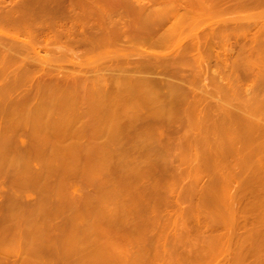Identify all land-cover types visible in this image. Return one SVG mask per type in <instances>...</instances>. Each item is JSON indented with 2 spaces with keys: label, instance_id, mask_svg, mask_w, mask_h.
Wrapping results in <instances>:
<instances>
[{
  "label": "bare ground",
  "instance_id": "1",
  "mask_svg": "<svg viewBox=\"0 0 264 264\" xmlns=\"http://www.w3.org/2000/svg\"><path fill=\"white\" fill-rule=\"evenodd\" d=\"M152 6L155 7L156 12L151 15L152 17L145 19L146 12ZM224 15H233L234 17H227L223 20L224 25L222 27L208 22L213 17ZM251 16L253 17L251 18ZM171 20L174 21L172 25H168L160 33V28ZM250 21H260L261 24L257 26L256 23L254 25ZM253 28H257L254 33H252ZM237 29H241V33L234 35L233 32ZM234 42L239 45L238 52L227 47ZM52 45H58V47L54 48V46L53 49L51 48ZM221 45L227 47H223V54L221 51L215 50ZM168 46L170 50L166 53L147 51L148 47L165 49ZM79 47L83 48L84 53L78 51L84 54L86 58L83 63L78 60L79 54L74 50L75 48L79 49ZM202 50H208L209 53L202 54ZM235 53L237 54L235 55ZM132 56L135 58L134 60ZM64 58L71 59V61L69 60L70 63L68 61L67 63L76 66L77 70H74L73 66L70 67L72 68L71 71L65 65H60L61 63L57 65V62ZM64 60H62L63 63ZM213 61L219 66L218 70L221 71V74L224 72L228 77L232 74L236 76V80L229 81L227 89L221 86L220 82L217 84L218 70L209 73ZM149 71H158L159 79L157 76L156 78H146L144 76L148 75H141ZM241 72L244 79L248 74H251L258 81L253 98L249 99V103L240 106L239 109L242 113L236 109L237 107H231V105L229 108L222 107L227 112V116L224 115L226 121L221 123L222 127L219 128V132L225 134L226 138L215 139L213 142L209 141L210 143L206 141L207 143L204 144L203 138L207 136L203 135V132L209 133L211 130L207 131L206 127L209 122L212 123L216 119H214L215 116L212 117L213 119L206 118V109L209 106H203L202 101L205 97L215 95L224 97L237 95L238 90L232 86H237L236 84L241 82L239 81ZM232 77L234 78L233 75ZM207 78H212L214 88L211 87L213 89L206 90L203 84L201 87H196L199 80ZM262 84L264 85V0H0V101L9 104L8 107L3 106L1 108L16 110V108H25L31 103L43 104L48 103L49 100H55L53 103H59L55 106L59 111L66 113L67 111L81 110L80 116L83 118L87 116L86 118L89 120V113L84 114V108L87 106H75L71 102H75L76 99L71 100L69 94L74 93V96L82 94L84 97L86 95H98L100 98L103 94L110 93L112 95L110 91L112 86L118 93L123 92V95H127L124 103L132 104L133 102L129 98L130 94H137V96L139 94L146 103L154 102L156 103L155 108H162L163 102H167V97L175 98V102L178 104L174 106L184 107V112L189 111L188 120H191L192 124L194 123L193 127L195 126V130H197L194 135L202 133L200 138H197L198 143L193 147L196 154L183 157L189 163L194 164L195 169L180 171L174 168V172H177L175 175H180V177L184 174L192 176L194 184L181 187L176 181H169L168 193L160 194L162 191L159 190L160 193L155 194V196L162 197L161 199L164 200L163 203L165 204L163 207L175 206L186 200V194L190 191L191 199L196 198L194 209L198 214L195 226L193 223L194 229L199 230L203 226H207L210 231H208L207 236L201 232L203 229L200 231L202 235L200 239L192 242L197 251L196 255L192 257V254L190 258V252L183 255L181 248L191 242L184 237L185 233L193 227L188 225L192 221L189 220L188 223L183 221L186 216L185 213L188 212V207H180L177 211L178 216L175 214L177 218H174L173 221L168 216L159 219V216L156 215L155 220L158 223L160 220L163 222L160 228L162 230L158 231L154 237L152 236L150 241L152 244L150 243L145 247L146 256L152 255V260L155 257H160V260L171 262H176L178 259L181 262L195 260L200 264H204V262L214 264L215 261L222 259L223 264H264V118L256 119L257 116H264V93L260 90ZM252 89L245 92L248 93L250 90L252 92ZM129 105L124 108H129L130 111L125 109L124 111H132V107ZM47 106L43 107L44 112ZM218 106L216 110H218ZM211 107L215 108V106ZM32 108L34 107L32 106ZM164 109L166 108H163L162 112L159 111L156 116L157 120L155 119V121L157 123L155 124L158 126L159 124L164 126L173 123H170L172 117L167 116L168 114L164 112ZM213 111L215 112V110ZM46 113H49V110H46ZM34 116L36 117V115ZM151 117L153 118V115ZM136 118L138 117L136 116ZM20 120L13 116L8 118L4 128H2L3 132L1 133L3 135L0 134V145L4 149L0 158L10 160L15 158L14 153L24 151L22 154L19 153V156L22 157L20 158L24 170L19 169L21 166L14 168L11 171L13 174L11 175L13 177L11 178L12 185L0 189V199L3 198V202L5 199L7 204V206H5L6 204L3 205L5 206L4 209L0 208L2 209L0 211V224H6L8 221L10 224H8V232L13 233L9 238L0 239V264H16L14 259L13 262L11 261L12 258H23L26 255L25 259H27V256H31L33 252L37 251L36 248L44 246H50L59 253L77 252V244H73V239L70 236H64L62 232L56 233L55 236L51 234L55 239H51V235H46V233L35 234L34 237L25 236L23 232L26 230L22 228V224L25 223L22 221L26 223L32 221L30 219L33 215L30 214V219L28 217L30 221H25L16 212V206L25 204L23 198H31L32 196L29 191L24 194L19 193L17 188L26 182L20 176L27 169L28 162L33 159L41 161L45 165L42 171L35 173L39 179L42 180L45 177L44 169L58 176L55 182L50 183L45 188L38 187L41 193L40 198L43 199L48 194L63 191L73 183L74 179L82 176V171L73 170L68 162L64 163L57 159L70 155V153L74 155L75 152L83 150L82 142L74 141L66 144V140L68 137L70 139L94 138L100 134L94 129L87 135H84L86 134L85 131L82 132L83 134L75 131L66 132L65 130L48 133L44 129L52 124L48 125L45 123L46 121L32 130H27L24 128L25 126L20 125ZM217 130L218 128H216ZM210 133L213 135L214 132ZM24 135L28 137V140L19 141L21 136L25 137ZM106 144L108 145V143ZM238 144L240 147H237ZM182 145L186 146L187 144L183 143ZM207 150H210V157L206 155L208 154ZM99 151L90 156L103 155L106 157L111 152L110 150L107 153H102L104 150ZM183 158H180L179 163L185 161ZM208 160H211V165H214L210 169L206 168ZM130 165L131 163L125 169L123 166V170L127 172L133 169ZM2 168L1 170H3ZM1 170L0 181L5 178ZM95 170L97 171V169ZM160 176L164 177V175ZM207 178L212 181L210 186H198ZM152 190L154 191V189ZM128 191L131 192V189ZM141 191L143 192V190ZM148 191L150 193V190ZM125 192L127 191L125 190ZM57 196L61 197V194ZM67 196L71 198L68 199ZM113 196H110V199H114ZM63 197H66V200L58 203L68 205V207L71 204L85 202L84 199L83 202H79L71 195ZM32 204V207H39L44 205V202L40 200ZM158 207L154 209L156 214L159 211ZM203 211L208 213V217H201ZM50 217H52L51 214ZM50 217L48 218L47 215V220H55L54 217ZM159 225L161 224H157V226ZM169 227L173 228L171 229L174 230L173 233L167 232ZM219 229L222 230V233L214 232ZM191 232L193 231L191 230ZM4 233L7 234L6 231ZM105 233L103 232V236L107 240L108 248L112 249L114 238L111 237L112 235L109 236L107 232ZM170 242L173 243L172 248L169 245L170 249L164 247L162 252L155 245V243H162L166 246ZM5 247L13 248V250L10 251L7 248V250H3ZM132 261L133 257L125 258L127 264H135Z\"/></svg>",
  "mask_w": 264,
  "mask_h": 264
},
{
  "label": "rangeland",
  "instance_id": "2",
  "mask_svg": "<svg viewBox=\"0 0 264 264\" xmlns=\"http://www.w3.org/2000/svg\"><path fill=\"white\" fill-rule=\"evenodd\" d=\"M154 12H156L155 7L153 8V6H152L150 8V10L146 12L145 19L152 17L151 15H153ZM232 16L231 15H228V16L224 15L221 17H213L208 22L214 23V24L222 27L224 25L222 23L223 20H225L227 17H232ZM252 17L253 16H251V18ZM170 22L165 23V25L163 26L164 28L163 27L160 28V33L162 31H164V29L167 28L168 25L171 26L172 22H174V21L171 20ZM250 22H252V21H250ZM259 22L260 21H257V22L254 21L252 23L254 25L257 24V26H258L259 24H261V22L260 23ZM255 29H257V28H253L252 33H254V31H256ZM233 33H234V35L239 34V33H241V29L234 30ZM236 44L237 43L234 42V43L230 44L231 46L229 45L230 47L229 46H227V47L233 48V50H235L234 52H238L239 45L238 44L236 45ZM56 46L58 47V45H52L51 48H53V47L56 48ZM59 46H61V45H59ZM169 46L167 48L165 47V49L164 48H162V49H159V48L156 49L155 48L154 49V47H148L147 51H149V52L151 51V53L152 52L153 53H158V52L166 53V52H169V50H170ZM170 47H172V46H170ZM223 47L227 48V47L221 45L220 47H216L215 50L221 51V53L223 54V52H224ZM74 50H76L75 52L77 54H79L78 60L81 63H83V61H85L86 58L84 57V54H81V52H79V51H83V48L79 47V49L75 48ZM145 50H146V48H145ZM162 50H163V52H162ZM201 52H202V54L209 53L208 50H202ZM82 53H84V51ZM236 54L237 53H235V55ZM232 58H234V57L232 56ZM64 59H61L60 60L61 62L60 61L57 62V65L59 63H61L60 65H65V67L66 68L68 67L71 71H72V68H74V70H77L76 66L67 63V61L69 62V60L71 61V59H69V58L65 59V60ZM132 59L134 60L135 58L132 56ZM62 60L65 61L64 62L65 64L62 62ZM70 67H72V68H70ZM218 69H219V66L216 64L215 61H213L212 65L210 66L209 73H213L214 70H218ZM85 70H82V71H85ZM210 71H212V72H210ZM218 72H219V74L216 75L217 76L216 77L217 84L220 82L221 86L225 87V89L228 88V85H229L228 83L230 80L233 79V81H234L237 79L234 74H232L234 76V78H233L232 75H229L230 77H228L226 74H224V72L222 73L223 75L221 74V71L218 70ZM145 74L148 76H144ZM242 74L243 73L241 72L240 73V80H239V81H241V82H239L240 85L236 84L237 86H235V85L232 86V88L234 87V89H235V87H236V89L238 90L237 95H231L229 97H224L221 95H219V96L217 95L218 96L217 97L215 95L212 97H205L204 100L202 101L201 104L203 106L206 105V106L210 107V109H209V107H207L208 109H206L207 111H209V112L206 111V114H205L206 118L213 119L215 116L214 119H216V120H213L212 123L209 122L208 126L206 127L207 131H209V130H211V131H209V133H207V134H205L203 132V135L207 136V137L203 138L205 141L202 139V142L204 141L203 142L204 144L207 143L206 141H208V143H210V142L215 141V139L226 138L225 134L219 132V128L221 129L223 121H226L225 119L227 116L226 115L227 112H225V109H222V107L223 108H229L231 105V107L233 106L235 108L237 107L236 109H239L240 106H244L245 103H249V101L253 98V95H254L253 93H254L255 88L258 84V81L251 74H248L244 79L243 78L244 75H242ZM141 75L146 77V78H148V77L149 78H151V77L156 78V76H157L159 79L158 71H156V72L155 71H149V72L142 73ZM152 75H154V76H152ZM218 77L219 78L221 77L223 79L220 78L221 79L220 80ZM222 80H224L225 82ZM213 83L214 82L212 81V78L201 79L196 84V87H201L204 85L203 87L206 90H208V89L211 90L214 88ZM207 85H209V86H207ZM251 88H253L252 92H251V90L248 93L245 92L246 90L251 89ZM260 90H262L264 93V85L263 84L261 85ZM110 91H111L112 95L110 93H107V94H103V96L101 95L102 97H100V98L98 97V95H91L93 97H91L90 95H86L84 97V95H82V94L76 95V96H74L75 95L74 93L69 94L70 96H72V97L69 96V98L71 100L76 99L75 102H71L75 106H77V105L78 106H81V105L87 106V108H84L85 113H84V111H83V113L86 115H87V112L89 113V115H88L89 120L86 118L87 116L84 117L85 119L80 116L79 113L81 112V110H79V111L78 110L67 111L66 113L59 111L55 107L59 103H53V102H55V100H52V101L49 100V102L51 101L50 103L48 102V103H43V104L38 102L37 103L38 105L31 103V105H28L29 107L26 106L25 108H22V109L16 108V110H13L11 108L10 109L1 108L3 106L8 107L9 104H6L4 102L1 103V101H0V121L2 122V120H3V123L0 122V134H2V135H3V133H1V132H3L2 128H4L5 122L8 120V118L13 116L14 118H18V120H20L21 119L20 117H22L23 115L24 116L22 117V120L19 121V123L21 126H23V127L25 126L24 128L27 130H32V129L36 128L38 125H40L46 121L45 123H48V125L52 124L51 126H47L44 129V131L48 132V133H53V132L57 133V132L63 131V130H65L66 132L75 131V132H81V133L85 131L86 134H84V135H87V134H90V131L92 129L100 132V134L98 136H95L94 138L86 137L88 139H86V138H81V139L72 138V139H70L68 137V139L66 140V144H70L74 141H78V142H82V145H83V150H80L79 152H75L76 154L73 155L72 153H70V155H65V156L57 158L61 162H64V163L68 162L69 163L68 165L70 166L71 169L77 170V171H82V176L74 179L73 183L70 184L66 189H64L61 192H57L55 194H48L43 199H41L40 198L41 193L39 192L38 187H40V188L44 187L45 188L50 183L55 182L58 179V176L55 175L54 173H49L46 169H44V176L45 177L42 180L39 179L38 176H36L37 174H35V173H36V171H42L43 167H45V165L43 164V162L35 161L33 159H31L28 162V165L26 167L27 169H25V172L20 176L26 182L22 185L23 187L20 186L19 188H17L19 193L24 194L26 191H29V194L32 196L31 198H23V202L25 204H21V205L16 206V212H18L19 216L23 217L25 219V221L26 220L27 221L32 220V221L27 222V223L22 221L23 223H25V224H22V228H24L26 230L23 232L25 234V236L34 237V236H36L35 234H41V233L42 234L46 233V235L52 234L55 236L56 233L62 232V234L64 236H67V237L70 236L73 239V244L74 243H75V245L77 244L76 245L77 252H73L70 254L64 253V252L59 253V251L57 252L56 249H54L50 246L49 247L44 246L41 248H36L37 251L33 252V255H31V256L30 255L27 256V259H25L26 255L23 258L22 257L12 258L11 261L14 259L15 260L14 262H16V264H127V262H125V258H128V257H133L132 262L135 264H149V263L150 264H185V263L186 264H200V262H197L195 260H191L190 262H186V261L181 262L178 259H176V262L164 261V260H160L161 259L160 257H155V258H153L154 260H152V255H150L149 257L146 256L145 247L150 245V243H151L150 241L152 239V236L154 237L158 231L162 230L160 228L162 227L163 222H162V220H160V222L158 223L157 220H155L157 218V216H159V219H161V218L163 219V218L168 216L173 221L177 218V216H178L177 211L180 207L181 208L182 207H186V208L188 207L187 208L188 212L185 213L186 216L183 218V221L184 222L186 221L188 223L190 220L192 222H189L188 225H190V227H192L193 223H194V226H195L196 219H197L196 216L198 215L197 211L194 209L196 207V198L191 199L192 194H189L190 191H188L186 194L187 199L182 201L179 205H175V206L169 205L167 207H165V206L163 207V205H165V204L163 203L164 200L161 199L162 197H157V196H155V194H157V193L159 194L160 191H162V193H160V194L168 193L167 187H168L169 181L170 182L176 181V183L181 187H187V186H191L194 184V178L192 176L184 174L183 176L180 177V175H175V174H177V172H174V171L176 168L180 171H187V170L195 169L194 164L189 163L188 160H185L183 157H186V156L192 155V154H196V151L193 150V147L196 143H198L197 138L199 139L200 136L202 135V133H200V135H197V134L194 135V132L197 130H195V126L193 127L194 123L192 124L191 120H188L189 119L188 118L189 111H187V112L185 111L186 112V114H185L184 107H182L183 108L182 109L180 107L174 106V105L178 104L175 102V98L167 97V102L166 103L163 102L165 105L163 104L162 108H158V107L155 108L156 103H154V102L153 103H146V101H144L143 97L139 94H138V96H137V94H132V95L130 94V96L128 95L129 98L133 102L131 104V103H128L126 101H125L126 103H124V99L127 98V95L126 94L123 95V92L118 93L116 91V89H114V87H112V86L110 87ZM104 96L106 97L105 99H104ZM131 97L132 98L134 97V98L132 99ZM139 97H141V98H139ZM85 98L87 99V101ZM43 105L44 106L48 105L45 108H47L46 109L47 111L49 110L50 114L46 113V110H45V112H44V110H42V109H44ZM103 105H105V106H103ZM107 105H108V107H107ZM128 105H129V107H132L131 109H132L133 113H131L132 111L131 112L124 111V109L125 110L129 109V108L128 109L124 108L125 106L128 107ZM217 105H219L218 110H216ZM32 106L34 108H32ZM41 106H43V107H41ZM163 106H166V107H163ZM211 106H215V108L214 107L212 108ZM38 108H40V109H38ZM101 108H104V109H101ZM163 108H166V109H164V112L168 114V115L167 114H165V115L172 117V119L170 121V123L173 122L172 128H171L172 125L169 122H167V123H169L170 125L165 124L164 126L162 124H159V126L157 124H155V123H157V121H155V119L157 120L156 116L158 115L159 111H161V112L163 111ZM178 108H180V109H178ZM86 109H88V110H86ZM212 109L215 110L216 113ZM173 110H175V111H173ZM128 111H130V110H128ZM168 111H170L171 113ZM217 111H219V112H217ZM40 112H41V114H40ZM121 112H122V114H121ZM174 112H176L178 116ZM178 112H180V113H178ZM239 112L242 113V111L240 109H239ZM14 113H16V114H14ZM181 113H182V116H181ZM214 113H215V115H214ZM219 113H220V115H219ZM34 115H36V117ZM152 115H153V118L151 117ZM224 115H226V116L224 117ZM130 116H132V117H130ZM136 116L138 118H136ZM263 118H264V116L260 115V116H257L256 119H263ZM152 119H154V120H152ZM186 120H187V123H186ZM67 122H69V123H67ZM181 124H183V125H181ZM185 125L186 126L188 125L187 126L188 128ZM218 125H219V127H218ZM190 126H192L193 128L192 127L190 128ZM181 127H183V128L180 129ZM162 128H163V134H162ZM216 128H218L217 131H216ZM174 131H176V132H174ZM210 132H214L213 135ZM221 134L223 135V137ZM209 137L212 139H210ZM21 140L27 141L28 137L27 136H25V137L21 136L19 141H21ZM106 143H108V145ZM183 143L185 145L186 144L187 145L183 146L182 145ZM158 144H160V145H158ZM99 145H101V146H99ZM91 146H93V148H91ZM96 147H97V149H96ZM237 147H240V144H238ZM109 150L111 152L109 153V155H106V157L103 155L102 156H90L91 154H94L96 151H99V152L103 151L102 153H107V152H109ZM210 150L206 151L208 153V154H206V155H208V157H210ZM3 151H4L3 146L0 145V154ZM22 151H21V153L20 152L19 153L22 154ZM114 152H115V154H114ZM122 152H124V153H122ZM19 153L18 152L14 153L15 158L10 159V160H5L4 158H0V170L3 167L2 168L3 170H1V171L3 173L2 175H5L4 176L5 178L1 179V181H0V189L2 187L8 188L10 185H12L11 178H13V177L11 175H13V174H11L12 173L11 171H13L14 168L21 166L19 169L24 170L23 165H22V160H21L22 157L19 156L20 155ZM122 155H125V156H122ZM180 158L181 159L183 158V160H185V161L179 163V161L181 160ZM120 162H121V164H120ZM130 163H131L130 167L133 168V169H130L131 172L130 171H127V172L124 171L123 168L124 169L127 168ZM211 164H212L211 160H208V165L206 168L210 169L211 166H214ZM100 166H102V167H100ZM95 169H97V171ZM94 171H96V172H94ZM116 172L119 174H117ZM124 172H126L127 174L129 173V174L128 175L126 173L124 174ZM160 175H164V177L160 176ZM173 176H176V177H173ZM165 177H166V179H165ZM132 180H133V182H132ZM129 183H130V185H129ZM166 183H167V185H166ZM210 184H212V181L210 179L208 180V178H207V180L205 179L204 182L199 183L198 186H204L205 187L206 185L210 186ZM109 189H110V191H109ZM127 189L128 190L131 189V192H129ZM145 189H147V190H145ZM152 189H154V191ZM156 189H157V191H156ZM125 190L127 192H125ZM141 190H143V192ZM148 190H150V193ZM137 193L139 196L135 195ZM153 193H154V195H153ZM60 194H61V197H58L57 195H60ZM65 195H71L77 201H79V202L85 201V202L75 204V205L71 204L69 207H68V205L59 204L58 203L59 201L66 200V197H63ZM112 195H114L113 196L114 199H110V196H112ZM115 195H116V197H115ZM67 198L70 199L71 197L67 196ZM2 200H3V198L0 199V202H3ZM40 200H42L44 202V205H40L39 207H32V205H33L32 203L40 201ZM5 204H6V201L4 199V202L0 203V208L4 209L5 206H7V204L6 205ZM3 205H5V206H3ZM29 206H30V208H29ZM156 207H158L159 211L157 210L158 211L157 213L160 215L156 214L155 213L156 211L154 212V209H156ZM28 208H29L30 213L28 212ZM30 209L32 212L30 211ZM1 210L2 209H0V211ZM206 213L207 212H204V211L201 212V217H203V218L208 217V213L207 214ZM30 214L33 215L34 219H33V217H32V219H30ZM50 214L52 215V217H54L55 220H53V221H50V219L47 220V215L49 218ZM175 214L177 216H175ZM28 217L30 220H28ZM43 217H45V218H43ZM52 217H50V218H52ZM72 219H74V221H72ZM46 220L48 221V223ZM2 224H3V227H2ZM2 224H0V239L9 238L11 235H13V233L11 231L8 232L7 228L9 227L8 226L9 223L7 221L6 224H4V223H2ZM157 224H161V225L157 226ZM194 226L192 227L193 229L191 228V230L193 232H191V230L189 232L187 231L188 234H186L187 233L186 232L185 236H184L187 239V241H189V242L191 241V242L187 243V244H189V245H186L187 247L186 246L181 247L183 249L182 250L183 255L189 254V252H190V255H189L190 258H191L192 254H193L192 255V257H193L194 255H196V252H197L196 249L193 247L192 242L196 239L198 240V238L200 239V237L202 236L201 232H203V235L207 236L208 231H210L207 229V226H203V228H201L199 230L194 229L195 228ZM5 227H6V229H5ZM165 228H167V227H165ZM169 228L167 229V232L173 233L174 230L173 231L171 230L173 228H170V229ZM45 229H48V230H45ZM158 229H160V230H158ZM5 231L7 234L4 233ZM132 231H133V235H132ZM135 231L136 232L138 231V232L136 233ZM103 232H104V234H106L105 232H107V234H109V236L112 235L111 237L114 238V241H113L114 245H113L112 249L110 248L111 250L108 248V243H107L106 238L103 236ZM129 232H130V234H129ZM214 232L222 233V230L219 229L218 231L215 230ZM141 233H142V235H140ZM52 235L50 236L51 239L52 238L55 239V237L54 236L52 237ZM127 235H129V236H127ZM143 235H144V237H143ZM148 238H150V239H148ZM191 238H192V240H191ZM172 244L173 243L170 242L165 246L162 243H157V244L155 243V245L158 246V249L159 250L161 249V252L163 250L162 248H164V247L167 249H170V246H171V248H172ZM160 246H162V247H160ZM6 248L10 251H11V249L13 250V248H9V247H5V248H3V250H7ZM197 254H199V253H197ZM150 258H151V261H150ZM215 262H216V264L217 263L219 264L220 262H221L220 264H223L222 259L215 261ZM215 262H214V264H215ZM207 263L210 264L209 262H207ZM207 263L204 262V264H207Z\"/></svg>",
  "mask_w": 264,
  "mask_h": 264
}]
</instances>
